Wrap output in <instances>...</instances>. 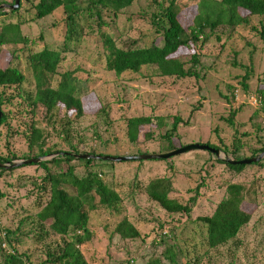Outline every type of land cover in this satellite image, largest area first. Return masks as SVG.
<instances>
[{
  "label": "rangeland",
  "instance_id": "rangeland-1",
  "mask_svg": "<svg viewBox=\"0 0 264 264\" xmlns=\"http://www.w3.org/2000/svg\"><path fill=\"white\" fill-rule=\"evenodd\" d=\"M153 1L166 5V0ZM153 1L133 0L114 18L110 12H102L107 22L102 29L113 37L117 47L125 48L132 41L139 46L146 44L151 33L150 18L155 12ZM18 3L21 7L17 12L10 15L1 10L7 15L0 16V70L16 67L25 80L16 88H0L8 100L0 106V113L7 116L6 124L0 126V157L29 155L27 136L31 127L39 130L43 148L51 151L66 150L71 145L79 152L93 150L96 155L111 157L163 154L167 153V147L160 136L170 128L173 117L186 122L180 123L170 137L176 148L220 144L227 150L237 146L240 153L248 155L258 147V139L264 142V104L254 109L244 99L246 95H255L259 86L264 87V37L258 36L259 21L264 30V16L249 18L246 26L214 29L201 47H195L199 61L195 69L197 77L183 79L159 76L154 66L143 67L138 74L116 75L106 71L97 25L90 18L87 26L82 27L80 40L68 44L69 52L62 54L56 68L57 74L70 72L75 78L76 95L81 97L86 114L75 118L68 113L66 117L58 106L50 117L43 108L31 109L25 101V94L33 90L26 57L43 47L61 48L63 15L57 9L34 20L30 5L36 1L19 0ZM5 4L12 5L13 1L0 0V5ZM190 9L184 10L182 24H190ZM154 44L159 46L160 39L156 38ZM193 51L191 46L178 51L185 68ZM239 65L250 68L245 91L236 82L244 73ZM227 86L237 90L235 100L231 99ZM224 96L229 99L225 101ZM99 108L105 112H99ZM233 109L236 115L229 125L225 119ZM133 117H150L152 123L141 127L136 140L130 143L125 121ZM155 117L164 119L158 127ZM66 118L69 123L63 127ZM32 152L37 153L36 146ZM213 159L205 150H194L163 160L112 162L100 170L92 168L98 170L96 173L107 188L115 189L123 200L117 211L98 204L88 211L91 237L79 247L86 263L148 264L159 260L167 264L162 253L169 248L176 256V264H264V167L245 165L239 173H234ZM70 164L75 174L82 172L77 163ZM65 167L62 163L49 164L47 170L53 174ZM44 175L45 170L40 167L23 165L0 176L3 196L0 199V261L3 254L15 252L24 254L28 264H53L45 261L46 253H52L61 244V238L46 224L40 231L36 217L37 199L40 202L45 199L38 188ZM169 176L170 198L184 204L195 197L188 214L167 215L134 188L152 178ZM229 183L241 184L247 190L241 208L249 213L250 219L232 241L208 249L204 228L194 220L212 213ZM197 185L200 187L195 193ZM63 188L73 192L69 186ZM121 218H126L137 230L136 239L123 241L114 234V226ZM4 229L13 232L16 242L3 241ZM162 231L166 235L161 237ZM36 234L41 237L40 242L32 241Z\"/></svg>",
  "mask_w": 264,
  "mask_h": 264
},
{
  "label": "trees",
  "instance_id": "trees-1",
  "mask_svg": "<svg viewBox=\"0 0 264 264\" xmlns=\"http://www.w3.org/2000/svg\"><path fill=\"white\" fill-rule=\"evenodd\" d=\"M13 1V0H12ZM36 3L30 5L33 10L32 19L37 20L42 17L51 15L55 10L62 13L63 24V44L59 50L43 47L40 51L30 53L26 57L27 66L29 67L31 79L33 81V90L25 94V101L31 109L41 107L47 116L54 115V109L58 106L64 110L65 116L68 113L73 117L80 118L86 114L81 97L76 95V80L70 72L57 74L56 68L62 61V54L69 52L68 44L78 42L82 36V27L87 26L90 18L94 19L98 30V40L104 51V69L113 72L116 75L125 73L138 74L140 69L146 66H154L159 76L172 77L175 79L196 78V66L198 65V53L195 47H201L212 35L214 29L219 26L233 28L236 26L248 24L251 17L264 16V0H166V5L154 2L155 12L150 18L151 33L144 45H137L136 41L130 42L125 48L116 46L115 41L110 34L102 29L107 25L102 17V12H110L111 16L116 17L117 13L125 7H128L133 0H35ZM163 1V0H162ZM192 3V4H191ZM84 4V5H83ZM83 5V6H82ZM192 5V6H190ZM21 5L10 15L17 12ZM191 7L192 14L190 24L181 23L180 18L184 17V10ZM0 10V16H5ZM259 28L258 36L264 37V30ZM251 30L254 28L251 27ZM208 31V34H206ZM156 38L160 39V45L154 44ZM2 39H0V45ZM193 48L190 54L189 66L184 67V63L178 57L180 49ZM240 66V65H239ZM244 70L241 77L236 78L237 84L242 91L246 90L245 81L249 77L250 68L240 66ZM54 86L51 82L54 80ZM21 72L12 66L0 70V88L19 87L24 82ZM230 91L231 99L235 100V92L232 86H227ZM255 96L259 98L260 107L264 104V87L259 86L254 91ZM0 93V106L5 102ZM227 98L224 96V100ZM8 102V100H6ZM257 107H254L256 109ZM196 108H194L195 110ZM105 112L104 108H99V112ZM255 113V112H253ZM236 110L228 112L225 122L229 125L232 123ZM157 124L163 122L162 117L153 118ZM7 116L2 113L0 116V126L6 124ZM170 128L160 136L165 140L166 152L177 149L173 146L170 137L176 132V128L181 122L178 118H170ZM69 123L66 118L63 127ZM152 123L150 117H133L125 121L126 137L130 143H133L141 127ZM32 126V125H31ZM65 139L67 138L66 135ZM29 155L0 157V163H8L17 159H30L37 157H46L58 153L62 156L52 157L50 160L29 164L45 170L42 183L39 185V191L45 196L43 202L37 199L39 211L36 217L39 223V230L46 224L49 230L61 238V244L56 245L52 253H46V262L53 264H87L79 247L90 240L91 232L88 227V211L95 209L96 204L117 211L119 203L123 200L115 189H108L96 173L97 168L104 164L112 165V162L78 160L67 154H90L96 155L95 151L89 150L79 152L75 146L69 145L66 150H49L43 148L40 132L31 127L27 136ZM258 147L248 155L239 152V148L232 146L230 150L218 145H209L210 148L218 149L226 154L231 160L238 161L256 156L264 151L263 140H257ZM37 147V153L32 152V148ZM164 147V148H165ZM208 154H211L208 152ZM101 155V154H97ZM212 155V154H211ZM214 156V155H213ZM213 161L223 165L228 171L239 173L245 165H231L214 157ZM77 163L83 169L80 174L74 173V166L70 163ZM65 164L64 170H58L50 173L47 165L59 166ZM257 168L264 167V158L256 163L249 164ZM21 167V166H20ZM96 168V169H92ZM10 170L0 169V176ZM99 175V176H98ZM63 186H69L73 192H67ZM200 187L197 185L194 190ZM135 189L143 192L147 199L157 205L165 214H188L190 205L194 203L195 197L187 200V203H179L169 197L171 190V177H158L148 180L140 186L136 184ZM247 195V190L241 184L229 183L224 188V194L220 201L215 205L212 213L208 216L195 218L204 228L205 244L208 249H216L232 241L250 219L249 213L241 208ZM0 192V199L2 198ZM96 202V203H95ZM114 234L123 241H131L138 237L137 230L126 219L121 218L114 226ZM162 231L159 236H165ZM4 242L10 244L16 242L13 232L4 229L2 232ZM39 234L32 241L40 242ZM163 259L167 264H176V256L170 253L169 248L162 253ZM28 258L24 254H3L0 264H28ZM148 264H163L159 260H151Z\"/></svg>",
  "mask_w": 264,
  "mask_h": 264
},
{
  "label": "water",
  "instance_id": "water-1",
  "mask_svg": "<svg viewBox=\"0 0 264 264\" xmlns=\"http://www.w3.org/2000/svg\"><path fill=\"white\" fill-rule=\"evenodd\" d=\"M19 0H13L12 5H0V10L3 11H14L18 8L19 5ZM1 116V113H0ZM194 150H205L212 155L218 160L224 161L228 164L231 165H249L252 163H256L260 161L261 159L264 158V151L257 154L254 157L248 158V159H242L238 161H233L230 158H228L224 153L219 151L218 149L210 148L207 145L203 144H190L181 148H177L175 150L169 151L167 153L163 154H141V155H136V156H126V157H111V156H102V155H90V154H67L71 156L74 159L78 160H93V161H104V162H121V161H143V160H163L167 159L185 152H190ZM62 156L63 153H58L51 155L49 159L55 156ZM45 157H37V158H30V159H25V160H17V161H11L8 163H0V169L3 170H8V169H13V168H18L23 165H29V164H36L39 162L46 161Z\"/></svg>",
  "mask_w": 264,
  "mask_h": 264
},
{
  "label": "built area",
  "instance_id": "built-area-1",
  "mask_svg": "<svg viewBox=\"0 0 264 264\" xmlns=\"http://www.w3.org/2000/svg\"><path fill=\"white\" fill-rule=\"evenodd\" d=\"M236 96L237 95H235V99H236ZM244 99L252 107H257L260 104L259 98H257L255 95H246L244 96ZM2 247H4V244L2 245ZM7 253L12 254V252H7Z\"/></svg>",
  "mask_w": 264,
  "mask_h": 264
}]
</instances>
